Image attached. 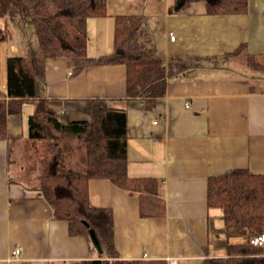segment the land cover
Segmentation results:
<instances>
[{
  "label": "crops",
  "instance_id": "0c3cea01",
  "mask_svg": "<svg viewBox=\"0 0 264 264\" xmlns=\"http://www.w3.org/2000/svg\"><path fill=\"white\" fill-rule=\"evenodd\" d=\"M119 16L145 17L146 32L167 66L171 56L192 62L170 66L166 94L156 106L147 109L143 99L127 97L125 65L62 57L46 60L40 96L63 123L91 120L89 100L127 109V174L157 179L160 190L136 196L106 179L89 182L91 205L113 210L121 259L207 264L226 258L227 247L245 243L248 235L227 231L223 211L208 206V181L236 169L264 175V76L235 55L243 47L264 59V0H248L245 13L231 15H209L204 2L176 10V0H107V16L87 21L89 58L113 53ZM3 28L8 36L0 34V100L8 101V58L28 57L37 42L19 20L2 18ZM34 111L28 101L10 113L9 139L0 140V264L97 258L86 238L69 235L68 223L54 217L37 188L40 163L28 142ZM16 246L22 247L19 260L11 257Z\"/></svg>",
  "mask_w": 264,
  "mask_h": 264
},
{
  "label": "trees",
  "instance_id": "16d2710c",
  "mask_svg": "<svg viewBox=\"0 0 264 264\" xmlns=\"http://www.w3.org/2000/svg\"><path fill=\"white\" fill-rule=\"evenodd\" d=\"M193 2H204L209 15L243 14L248 8V0H176V10ZM106 16L107 0H0V19L19 20L37 37V45L28 57L8 58L9 100H0V140L9 139L8 115L20 112L25 102L34 101L35 111L28 119V142L31 157L40 163L37 188L53 208L54 217L68 223L70 236L86 238L96 253L90 238V230H94L103 249L97 258L61 264H168L165 260L121 259L115 245L113 210L90 203L89 182L93 179L109 180L136 196L155 195L160 190L157 179H133L127 174L126 107L89 100L86 112L91 120L63 123L60 114L39 93L48 58L122 64L127 68V97L143 99L146 108L153 109L166 94L170 66L175 63L182 69L192 65L189 60L171 56L167 66L150 36L146 47V19L138 16L116 17L113 53L89 58L87 21ZM0 34L6 40L7 28L0 29ZM243 49L235 55L247 56ZM247 58L252 71L264 73L254 56ZM207 203L223 211L227 231L243 229L248 235L245 243L227 247L226 258L209 259L207 264H264V248L251 243L252 237L264 234V175L236 169L212 177Z\"/></svg>",
  "mask_w": 264,
  "mask_h": 264
},
{
  "label": "built area",
  "instance_id": "2783aa9c",
  "mask_svg": "<svg viewBox=\"0 0 264 264\" xmlns=\"http://www.w3.org/2000/svg\"><path fill=\"white\" fill-rule=\"evenodd\" d=\"M171 41L175 40V36L171 35L170 37ZM251 243L256 246H261L264 247V234L254 236L251 238ZM11 257L14 260H19L22 257V247L21 246H16L11 253ZM173 263H176V261H173Z\"/></svg>",
  "mask_w": 264,
  "mask_h": 264
},
{
  "label": "rangeland",
  "instance_id": "374dc122",
  "mask_svg": "<svg viewBox=\"0 0 264 264\" xmlns=\"http://www.w3.org/2000/svg\"><path fill=\"white\" fill-rule=\"evenodd\" d=\"M34 32L31 34V39H33L32 40V42H37L36 41V39H37V37H36V35L34 34ZM149 34V33H148ZM148 34H146V36H144V40L147 42V46L146 47H148L150 44H149V42H150V38H151V36L150 35H148ZM149 36H150V38H149ZM151 41H152V44H153V39H151ZM240 57L242 58L241 59V61L240 62H242V64H244V65H247V66H249V68H250V71H252L251 70V65L248 63V58H247V56L245 55V54H241L240 55ZM257 60H256V62H259L260 64H262V69L264 68L263 67V65H264V59H258V58H256ZM253 72V74L254 75H256L257 76V74H259V75H263L264 76V73H262V72H259V71H252ZM255 85H257L256 83H255ZM33 164H34V162H33ZM13 165H14V168L16 167V162H14L13 163ZM81 167V166H80ZM31 169H33V167L31 168Z\"/></svg>",
  "mask_w": 264,
  "mask_h": 264
},
{
  "label": "water",
  "instance_id": "95a60500",
  "mask_svg": "<svg viewBox=\"0 0 264 264\" xmlns=\"http://www.w3.org/2000/svg\"><path fill=\"white\" fill-rule=\"evenodd\" d=\"M90 238H91L92 244L95 247V249L97 250V252L102 253L103 252L102 246H101L99 239H98L94 230H90Z\"/></svg>",
  "mask_w": 264,
  "mask_h": 264
}]
</instances>
